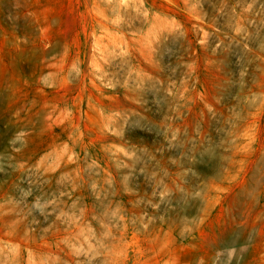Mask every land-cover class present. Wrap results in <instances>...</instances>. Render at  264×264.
<instances>
[{
	"label": "rangeland",
	"instance_id": "rangeland-1",
	"mask_svg": "<svg viewBox=\"0 0 264 264\" xmlns=\"http://www.w3.org/2000/svg\"><path fill=\"white\" fill-rule=\"evenodd\" d=\"M0 264H264V0H0Z\"/></svg>",
	"mask_w": 264,
	"mask_h": 264
}]
</instances>
